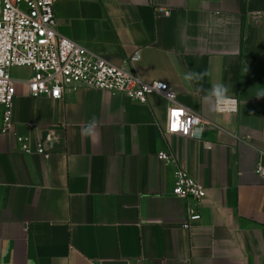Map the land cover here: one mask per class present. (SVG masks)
Instances as JSON below:
<instances>
[{
	"label": "crops",
	"instance_id": "0c3cea01",
	"mask_svg": "<svg viewBox=\"0 0 264 264\" xmlns=\"http://www.w3.org/2000/svg\"><path fill=\"white\" fill-rule=\"evenodd\" d=\"M54 12L61 36L167 84L207 124L200 139L166 136L172 104L159 95L140 104L79 89L54 101L18 83L15 130L50 136L52 155L0 136V264H264V0H57ZM211 83L228 86L237 113L209 111ZM93 120L96 135L82 138ZM179 168L206 189L189 228L188 202L172 196Z\"/></svg>",
	"mask_w": 264,
	"mask_h": 264
},
{
	"label": "built area",
	"instance_id": "2783aa9c",
	"mask_svg": "<svg viewBox=\"0 0 264 264\" xmlns=\"http://www.w3.org/2000/svg\"><path fill=\"white\" fill-rule=\"evenodd\" d=\"M56 2L0 0V136H14L20 152L25 156H40L45 160L51 158L49 146L53 141L50 136L45 140L32 141L15 130L12 104L18 83L26 84L29 96L54 101H60L67 93L79 89L123 95L140 104H145L150 95H159L172 104L167 113L166 136L194 138L192 129L204 128L207 121L201 115L178 105L176 92L167 84L146 83L134 74L90 53L82 44L61 36L57 32L54 12ZM14 68L30 69V79L26 82L14 80L11 74ZM231 99L235 103L222 106L220 113L238 112V99ZM175 112L181 115L180 127L174 128ZM193 120H198V124H193ZM159 158L166 163L174 161L167 153H160ZM256 172L264 176V168L260 163ZM205 195L206 189L197 179L183 168L177 170L172 196L189 204L186 228L201 220L197 208Z\"/></svg>",
	"mask_w": 264,
	"mask_h": 264
},
{
	"label": "clouds",
	"instance_id": "9594fccd",
	"mask_svg": "<svg viewBox=\"0 0 264 264\" xmlns=\"http://www.w3.org/2000/svg\"><path fill=\"white\" fill-rule=\"evenodd\" d=\"M203 75H207V73L197 74L193 72H187L184 74L183 78L186 81L192 82L194 80H200ZM203 92V102L207 103L209 111L212 112H220L222 110V106H226L228 104H234L235 101L232 100L229 96V88L227 85L223 83H211L210 88L205 89L204 87L201 88ZM181 113L175 112L173 114L175 123L173 126L180 127L179 117ZM193 124H198V120H193ZM96 122L90 121L80 130V135L82 138H90L96 135ZM203 129L196 127L192 129V134L195 139H200L202 135Z\"/></svg>",
	"mask_w": 264,
	"mask_h": 264
},
{
	"label": "rangeland",
	"instance_id": "374dc122",
	"mask_svg": "<svg viewBox=\"0 0 264 264\" xmlns=\"http://www.w3.org/2000/svg\"><path fill=\"white\" fill-rule=\"evenodd\" d=\"M252 19H253V22L257 23L260 21V19H262V15L252 14ZM19 75L21 76L22 73H20Z\"/></svg>",
	"mask_w": 264,
	"mask_h": 264
},
{
	"label": "snow or ice",
	"instance_id": "6c2138e0",
	"mask_svg": "<svg viewBox=\"0 0 264 264\" xmlns=\"http://www.w3.org/2000/svg\"><path fill=\"white\" fill-rule=\"evenodd\" d=\"M175 128V126H173Z\"/></svg>",
	"mask_w": 264,
	"mask_h": 264
}]
</instances>
